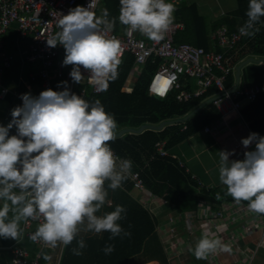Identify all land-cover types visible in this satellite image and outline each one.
I'll return each instance as SVG.
<instances>
[{"label": "clouds", "instance_id": "9594fccd", "mask_svg": "<svg viewBox=\"0 0 264 264\" xmlns=\"http://www.w3.org/2000/svg\"><path fill=\"white\" fill-rule=\"evenodd\" d=\"M119 3V15L113 18L107 9L97 17L92 11L95 0L87 8L70 9L61 15L59 31L46 40L50 48L65 49L62 66H73L69 74L73 82H81V68L98 83L117 78L121 44L105 35L117 20L126 35L138 32L151 41L163 40L174 21L175 6L167 0ZM245 15L238 31L253 37L264 18V0H249ZM170 82L163 80L160 90ZM58 87L64 90L22 94V105L11 111V121L0 125V237L18 241L22 223L42 218L29 236L31 241L55 248L75 240L72 254L81 256L87 246L81 233L101 237L109 233V240L131 236L119 223L126 218L125 207L98 213L110 203L109 190L116 191L132 175L133 162L111 150L117 124L100 101H85L70 91L67 81ZM12 129L15 135H10ZM241 143L245 149L255 144V150L246 151L243 160H230L234 153L220 151L219 182L237 205L248 202L250 211L264 215V137L251 133ZM216 198H221L219 193ZM226 227L218 225L217 232ZM213 237L214 233L204 232L189 248L197 260L231 251ZM101 251L110 255L115 245L105 244ZM43 258L51 260L46 254Z\"/></svg>", "mask_w": 264, "mask_h": 264}, {"label": "trees", "instance_id": "16d2710c", "mask_svg": "<svg viewBox=\"0 0 264 264\" xmlns=\"http://www.w3.org/2000/svg\"><path fill=\"white\" fill-rule=\"evenodd\" d=\"M248 3L249 0H238V8L214 24L213 28L227 25L230 31H238L247 19L245 13ZM119 8V0H102L96 16H101L103 10L107 9L109 18L118 17ZM179 10L177 15L185 28L177 33L175 42H187L209 50V27L206 19L198 14L194 5L187 8L181 6ZM256 27L259 31L255 36H246L225 54L231 66L237 67L251 56L264 57V18H261V22ZM113 31L121 34L125 31V26L117 20ZM134 63V56L131 53H125L118 65L117 78L109 79V89L99 95L84 98L89 103L100 101L106 112L115 118L117 124L115 132L124 128L138 129L144 124L159 125L164 121L184 117L203 101L213 98L218 91L212 87L199 97L179 101L177 96L181 91H194L197 88L195 79L182 76L179 89H173L164 98L151 96L148 93L149 84L159 65L148 62L141 67V74L132 92H123L122 89L132 72ZM262 75L261 65L256 63L246 65L243 68L240 87L262 83ZM233 83L232 73L227 77L225 86L230 88ZM241 115L248 122L253 133L264 136V91L255 101L249 102L241 109ZM219 118L220 112L212 102L185 123L166 125L161 130L146 129L141 133L127 132L121 137H115L110 142V148L121 158L131 160L132 170L140 174L145 187L155 196L164 197L171 202L177 212L196 210L202 200L210 203L213 208H217L226 201L234 202L225 194L226 188L201 186L190 172L179 165L174 156H160L157 145L165 142V149L170 150ZM184 126L186 129H183ZM218 193L220 199L216 198ZM243 203L248 204V202ZM123 207L127 209V215L119 223L125 231L131 232L130 237L123 236V238L109 240L110 234L106 233L89 248L87 254L83 252L81 256L72 254V248L76 246L74 240L72 245L64 247L59 264H134L133 258L140 254L145 243L155 236L156 225L151 213L139 203L131 200L125 202ZM105 244H114L115 251L105 255L101 251ZM44 260L42 257L41 262Z\"/></svg>", "mask_w": 264, "mask_h": 264}, {"label": "crops", "instance_id": "0c3cea01", "mask_svg": "<svg viewBox=\"0 0 264 264\" xmlns=\"http://www.w3.org/2000/svg\"><path fill=\"white\" fill-rule=\"evenodd\" d=\"M168 2L172 3L171 1ZM190 5H194L198 14L207 21L209 27V50H215L226 54L229 50L217 46L213 39V34L218 28L228 26L221 25L217 29H214L213 25L236 10L238 8V0H184L179 4H174L175 12L173 22L183 23L179 19L177 13L180 11L179 9L181 6L187 8V6ZM184 28L185 25L183 23V28L177 33ZM121 34H125V31ZM136 35L150 41L138 32ZM30 42V36L25 37L20 35L16 23L9 28L2 39V50L11 58V65L6 69L4 74V84L9 88V92L5 96L0 97V125L7 126L11 121V111L15 107L20 106L22 102L20 97L22 94L30 92L34 95L41 86V79L37 76L41 68V63L28 59ZM61 57H65V49L63 47ZM1 65L2 63L0 60V66ZM259 65L263 67L264 73V64L262 63ZM141 67L142 66L136 68L135 65L133 66L132 72L122 89L123 92H132L141 74ZM237 67H235L233 71L234 83L230 87L231 89L236 84ZM243 68L241 71V79ZM135 73L137 75L133 76ZM53 83L58 84L55 79ZM240 84L241 80L239 87ZM206 101H203L197 107ZM209 103L205 104L201 109ZM248 103L249 102H242V108ZM207 128H210L211 131H207ZM183 129H186V126H184ZM251 133L253 132L248 122L241 114L232 112L224 117L220 114V118L217 121L208 124L194 135L177 144L174 148L167 150V152L168 155L174 156L179 162V165L190 172L201 186L222 188L225 186L221 185L219 182V152L226 150L234 153L230 156V160H243L246 151L255 150V144L245 149L241 143L242 139L247 138ZM15 134L16 130L12 129L10 135ZM131 200L142 205L154 218L156 225V241L153 242L161 246L162 252L166 255L168 264H171L168 260V254L165 251L168 247L171 249L174 248V254L177 256L175 260L179 261L180 264H250V262L251 264H264V227L262 225L264 215L250 211L247 206L248 204L241 202L240 205H237L235 202L226 201L217 208H213L210 203L202 200L196 210L179 213L174 209L173 204L164 197L155 196L146 187L144 190L134 188L131 177H129L116 191L113 192L109 190L107 201H110V203L106 202L101 213H98V215L103 212L114 211L116 205L123 206L125 202L127 203ZM206 208H210V210L215 213V215L209 217L210 219L202 218ZM218 213H222V216L216 217ZM221 224L227 225V227L217 232V226ZM20 227L22 229V236L18 241L0 237V264H11V249L17 246L26 248L32 257L39 253V247L27 237L25 223H22ZM36 227V223H33L32 229L36 230ZM190 231L191 235L188 234ZM204 232H209L210 234L214 233L215 237L213 238L221 239L224 244L230 246L231 251L228 253L219 252L215 255H211L207 260H197L189 251V248L195 246ZM179 233L182 234L180 235ZM105 234L106 233H103L101 237L94 236L90 233H81L80 236L83 237L87 245L82 251L87 254L89 248L94 246L96 241L103 238ZM79 238L78 236L77 239ZM63 249L64 246L62 245L53 249H45L42 251L41 260L45 254L50 256L51 260H44L42 263L59 264ZM149 262L161 264L157 258L144 261L142 264Z\"/></svg>", "mask_w": 264, "mask_h": 264}, {"label": "built area", "instance_id": "2783aa9c", "mask_svg": "<svg viewBox=\"0 0 264 264\" xmlns=\"http://www.w3.org/2000/svg\"><path fill=\"white\" fill-rule=\"evenodd\" d=\"M101 1L95 0V8L92 9L95 14ZM168 1L179 4L184 0ZM90 2L91 0H0V60L2 63L0 66V97L9 92V88L4 84V74L11 65V58L2 50V39L14 23L17 24L20 35L31 37L28 59L41 63V68L37 74L41 79V86L33 96H38L42 91L48 89L63 91L64 89L58 87V85L64 81L68 82L72 93L81 96L83 99L91 95H99L109 89V79L99 83L90 80V73L83 68H81L83 76L81 82H73L69 75L73 66H62L65 58L61 57L62 46L50 48L46 41L59 31L61 15H67L70 9H75L78 6L87 8ZM182 28L183 23L173 22L161 41H147L138 37L136 33L128 36L126 33L118 34L112 31L105 33V35L109 39H116L120 42V61L125 53H131L134 56L136 68L148 62L156 64L160 61L158 63L159 68L149 84V95L164 98L173 89L180 88L182 76H188L195 79L197 88L194 91H181L177 96L178 100L187 101L199 97L206 93L208 89L215 87L218 91L213 96V103L221 116L224 117L232 112L241 114L242 101L253 102L264 91V73L262 83L238 87L231 93V88L225 86L227 77L235 69L231 66L229 59L225 57L224 53L215 50H206L188 43H176L175 35ZM245 37L240 35L239 31H230L226 26L218 28L213 34L216 45L226 50L233 49ZM54 79L58 84L53 83ZM165 79L171 82L165 85L161 91L159 86ZM206 130L211 131L210 128ZM111 150L116 157L120 158L116 151L112 148ZM157 150L162 157L168 155L165 142L158 143ZM130 177L134 188L145 189L144 181L138 172L132 170ZM212 215H215V213L210 208H206L202 218L210 219L209 217ZM216 215V217H219L222 216V213ZM39 222H42V218L41 221L25 223L28 238L35 231L32 229V224L36 223L37 225ZM262 225L264 227V220ZM33 243L40 249L36 256L32 257L26 248L17 246L11 249L10 263L43 264L41 262L42 251L53 249V247L45 246L39 242Z\"/></svg>", "mask_w": 264, "mask_h": 264}, {"label": "water", "instance_id": "95a60500", "mask_svg": "<svg viewBox=\"0 0 264 264\" xmlns=\"http://www.w3.org/2000/svg\"><path fill=\"white\" fill-rule=\"evenodd\" d=\"M250 63L262 64V63H264V57H261V58L249 57V58H247L246 60L242 61L239 64V66L237 67V73H236V84L234 85V87L232 89H230V92L231 93L236 88L239 87V83H240V80H241V71H242V68L244 66L250 64ZM213 100L214 99L211 98L210 100L204 102L202 105H200L199 107H197L196 109H194L191 113H189L184 118H180V119H176V120L164 121V122L160 123L159 125L144 124L140 128H138V129L125 128V129L120 130L119 132H116L115 133V137H121V136H123L127 132L141 133V132H143L146 129L161 130L166 125H171V124H175V123L185 122L188 118H190L193 114H195L198 110H200L205 104H207L209 102H213Z\"/></svg>", "mask_w": 264, "mask_h": 264}, {"label": "rangeland", "instance_id": "374dc122", "mask_svg": "<svg viewBox=\"0 0 264 264\" xmlns=\"http://www.w3.org/2000/svg\"><path fill=\"white\" fill-rule=\"evenodd\" d=\"M136 75L137 74L135 73L133 76H136ZM242 102L247 103L246 100H243ZM179 234L181 235L182 233H179ZM188 234L191 235V231ZM153 241H156L155 236H152L149 239V241L145 243L143 251L133 258L134 264H142L144 261H147L153 258L159 259L161 264H168L166 260V255L162 252L161 246H159L157 243ZM165 251L168 254V260L169 262H171V264H180L179 261L175 260L177 256H175L174 254L175 253L174 248L171 249L168 247L167 249H165Z\"/></svg>", "mask_w": 264, "mask_h": 264}, {"label": "bare ground", "instance_id": "6f19581e", "mask_svg": "<svg viewBox=\"0 0 264 264\" xmlns=\"http://www.w3.org/2000/svg\"><path fill=\"white\" fill-rule=\"evenodd\" d=\"M146 264H157V263H154V262H149V263H146Z\"/></svg>", "mask_w": 264, "mask_h": 264}, {"label": "snow or ice", "instance_id": "6c2138e0", "mask_svg": "<svg viewBox=\"0 0 264 264\" xmlns=\"http://www.w3.org/2000/svg\"><path fill=\"white\" fill-rule=\"evenodd\" d=\"M163 89H161V91H162Z\"/></svg>", "mask_w": 264, "mask_h": 264}]
</instances>
